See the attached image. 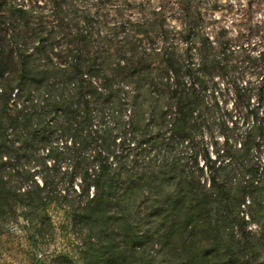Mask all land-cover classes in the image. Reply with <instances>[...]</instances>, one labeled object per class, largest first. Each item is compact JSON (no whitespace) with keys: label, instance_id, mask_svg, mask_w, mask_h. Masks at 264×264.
<instances>
[{"label":"trees","instance_id":"obj_1","mask_svg":"<svg viewBox=\"0 0 264 264\" xmlns=\"http://www.w3.org/2000/svg\"><path fill=\"white\" fill-rule=\"evenodd\" d=\"M39 1H32L36 8L24 1L10 4L9 11L23 24L10 33L0 30L8 36V51L16 63L15 84L0 87V137L11 131L4 140L8 144H0V161L7 154L4 163H10L18 184L14 189L34 175L20 172L18 162L46 150L36 188L45 195L60 193L58 184L63 183L66 188L60 191L66 194L70 188L78 196L68 204L74 221L84 218L122 226L123 244L107 247L108 264H264L257 258L258 251H264V154L260 165L250 157L251 151L264 149V72L256 105L250 101L249 82L234 87L241 99L234 110L247 126L240 130L233 114L225 112L224 149L214 157L206 150L199 166L193 150L186 157L181 153L189 131L210 124L208 115L214 107L209 100H216V81L203 52L205 43L190 32L194 27L182 32L186 56L180 58L166 39L149 51L132 44L123 57L122 49L98 53L86 45L55 51L45 37L47 21L39 17L44 6L49 7V17H70L78 2L96 7L102 0ZM91 9L80 19L82 25H73L75 44L95 42L103 33L101 14ZM135 23L125 28L124 36L134 31ZM160 31L163 36L169 32L163 26ZM192 45L198 46L200 56L193 65L187 58ZM219 46L213 60L245 47L240 44L236 50L227 40ZM153 56L157 75L149 80L148 60ZM55 70L58 74L53 75ZM4 73L0 66V79L6 80ZM139 91L168 96L160 106L148 97L141 111ZM58 138L70 141L59 149ZM64 161L69 162V171L61 170ZM75 178L77 189L72 185ZM232 180L228 188L226 181ZM230 189L235 192L232 198ZM242 207L249 213L244 214ZM106 235L113 241L111 232Z\"/></svg>","mask_w":264,"mask_h":264},{"label":"rangeland","instance_id":"obj_2","mask_svg":"<svg viewBox=\"0 0 264 264\" xmlns=\"http://www.w3.org/2000/svg\"><path fill=\"white\" fill-rule=\"evenodd\" d=\"M22 1L36 8L37 3L32 2L34 0L0 2V30L10 33L9 30L12 27L23 24L22 19L15 17L9 11L10 4ZM43 2L40 0L39 4ZM91 3L78 2L79 6L75 4L76 11L72 12L70 17L64 16L65 18L49 17V7L44 6L39 17L47 21V23L43 22L46 25L45 37L49 39V44L54 46L55 51L60 49L66 51L70 47L75 49L86 45L90 52L98 53L115 54L118 53L116 49H122L123 52L119 56L123 57L124 50H129L132 44H135L139 50L144 48L149 51L160 47L162 41L166 39L173 43L175 54L180 58L186 56V43L182 32L189 25L191 28L194 27L190 30L195 34L194 39L205 43L203 52L208 55L207 64L216 81V85L213 86L216 100H209L214 107L208 115L210 124L208 127L202 124L197 125L189 131L187 141L184 142L187 147L181 154L186 157L189 156L190 149L193 150L201 166L206 150L211 157L217 155V151L222 153L224 134H227L226 127L222 124L224 120L226 121L225 112L230 111L233 114V120L237 122L240 130L247 126L242 124L240 112L234 110L236 104L241 101L234 92L235 85L239 83L246 85L245 83L249 82L250 101L256 105L258 86L263 81L261 75L264 72V55L262 54L264 52V0H102L96 7ZM90 8H92L91 11L96 10L98 14H101L98 23L101 24L100 29L103 33L95 42L88 40L86 43L75 44L72 42V35L75 32L73 25L78 23L82 25L80 19ZM131 22H137L133 27L134 31L124 36V30ZM55 23L61 25L54 27ZM160 26L169 30L166 36L161 35ZM247 33L250 34V43L246 41ZM7 38L6 32L1 31L0 52L3 56L0 55V66L4 68V78H6V80L0 79L2 89L8 83L14 85L16 75V63L9 54ZM223 40L236 46V50L240 44L244 45L245 49L232 54L226 53L224 56L219 55L213 60L212 56L215 55L214 53L218 55L219 42ZM197 45H192L194 49L192 48L187 56L192 65L197 64L200 57ZM52 56L55 61L60 60L54 53ZM152 58L148 60L151 68V73L147 77L149 80L157 75V61L154 56ZM64 60L68 61L67 58ZM57 71H53V75L58 74ZM145 77L146 75H143L142 78ZM137 96L143 111L148 97L157 100V105L160 106L165 103L164 99L168 94L160 91L145 94L139 91ZM216 101L218 107L215 105ZM2 104L3 99L0 98V105ZM261 108H264V105ZM130 109L128 105L125 111L127 115ZM230 126L229 123L228 127ZM10 132L7 130L5 133L7 136L4 139L0 137V144H8L4 140L10 138ZM65 140V138H58L55 140V145L61 149L66 142L70 141L69 138ZM235 146L238 148V141ZM175 149L174 154L177 153L179 146ZM46 152L40 149L36 151V156L18 162V169H22L20 172L29 170L34 173L31 179H26L20 184L19 190L14 189V185L18 184L10 163H4L7 161V154L2 155V161H0V264H108L106 259L110 253L107 247L114 243L123 244L122 226L118 223L105 226L101 222L88 221L84 218L74 221L73 210L68 204L76 202L78 196L70 188L66 194L60 191L62 186L66 188L63 183L58 184L60 193L45 195L40 192L34 181L38 184L41 182L39 172L43 169L42 155ZM263 154L264 149L261 148L260 153L251 151L250 157L252 161L260 165ZM177 161L181 162L180 157ZM52 163L51 159L47 160L48 165ZM69 166V162L64 161L61 163V170L69 171ZM232 182L234 180L226 181L228 188L233 185ZM72 185L77 189L79 179L75 178ZM27 190L30 192L27 193ZM230 191L229 195L232 198L235 192L233 189ZM83 199L84 196L81 200ZM261 201L264 202V196ZM241 209L244 214L249 213L248 207ZM250 225L252 229L255 228L254 225ZM106 232H111L113 241L109 240L111 235H106ZM176 243L178 247H181L180 242ZM258 252L257 258L261 261L264 259V251ZM155 260L157 261L158 258Z\"/></svg>","mask_w":264,"mask_h":264}]
</instances>
